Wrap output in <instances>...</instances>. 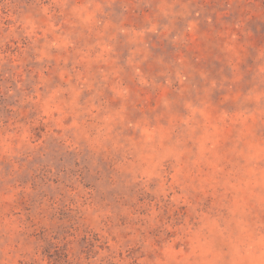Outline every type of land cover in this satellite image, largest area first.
Returning a JSON list of instances; mask_svg holds the SVG:
<instances>
[{"label":"rangeland","instance_id":"374dc122","mask_svg":"<svg viewBox=\"0 0 264 264\" xmlns=\"http://www.w3.org/2000/svg\"><path fill=\"white\" fill-rule=\"evenodd\" d=\"M0 264H264V0H0Z\"/></svg>","mask_w":264,"mask_h":264}]
</instances>
